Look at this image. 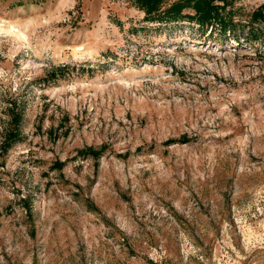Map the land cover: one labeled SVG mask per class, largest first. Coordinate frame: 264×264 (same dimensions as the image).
Here are the masks:
<instances>
[{
  "label": "rangeland",
  "instance_id": "obj_1",
  "mask_svg": "<svg viewBox=\"0 0 264 264\" xmlns=\"http://www.w3.org/2000/svg\"><path fill=\"white\" fill-rule=\"evenodd\" d=\"M262 3L232 1L234 37L0 0V264H264Z\"/></svg>",
  "mask_w": 264,
  "mask_h": 264
},
{
  "label": "trees",
  "instance_id": "obj_2",
  "mask_svg": "<svg viewBox=\"0 0 264 264\" xmlns=\"http://www.w3.org/2000/svg\"><path fill=\"white\" fill-rule=\"evenodd\" d=\"M135 6L143 12V19L147 22H156L162 24L175 23L186 20L197 26L200 33L215 31L220 35H225L226 32H231L235 37V32L239 27L234 21V11L232 10L233 0H218L221 4L214 3V0H173L166 6H163L167 0H133ZM227 7V9H226ZM190 9L191 13L185 12ZM248 25L246 26L245 40H264V3L253 9L247 18ZM254 24H262V30L257 29ZM19 114L11 111L9 121L17 124ZM17 128L14 125L12 128L2 130V140L0 142L1 150L9 145V143L17 138ZM173 140H167L170 143ZM101 148L93 149L85 147L78 150L81 155H89L96 158L100 153ZM55 168H60L62 162L55 161L52 164Z\"/></svg>",
  "mask_w": 264,
  "mask_h": 264
}]
</instances>
